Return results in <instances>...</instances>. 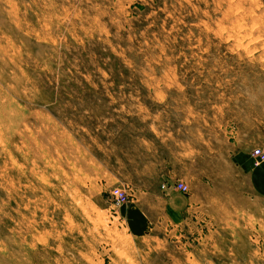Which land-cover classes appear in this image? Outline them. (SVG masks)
<instances>
[{
  "label": "rangeland",
  "instance_id": "374dc122",
  "mask_svg": "<svg viewBox=\"0 0 264 264\" xmlns=\"http://www.w3.org/2000/svg\"><path fill=\"white\" fill-rule=\"evenodd\" d=\"M255 147L264 0H0V264H264Z\"/></svg>",
  "mask_w": 264,
  "mask_h": 264
},
{
  "label": "crops",
  "instance_id": "0c3cea01",
  "mask_svg": "<svg viewBox=\"0 0 264 264\" xmlns=\"http://www.w3.org/2000/svg\"><path fill=\"white\" fill-rule=\"evenodd\" d=\"M252 150V149H251ZM239 162L240 166L243 170H248L249 173V178L251 179L252 182H254L255 174L256 172L253 171V167L250 166L249 158L248 155L246 156L245 154L240 155L239 157ZM262 171V170H261ZM258 173V172H257ZM256 179V178H255ZM173 193L171 194V196ZM173 206H176V203H173Z\"/></svg>",
  "mask_w": 264,
  "mask_h": 264
},
{
  "label": "built area",
  "instance_id": "2783aa9c",
  "mask_svg": "<svg viewBox=\"0 0 264 264\" xmlns=\"http://www.w3.org/2000/svg\"><path fill=\"white\" fill-rule=\"evenodd\" d=\"M252 154L253 155H256L257 158L259 157L260 159L264 158V151L262 150L261 151V148L260 147H255L253 148L252 150ZM181 188L185 191L187 189V185H181ZM116 198L118 199L119 202H122L124 201L126 198H125V194L122 190H119L116 194Z\"/></svg>",
  "mask_w": 264,
  "mask_h": 264
}]
</instances>
